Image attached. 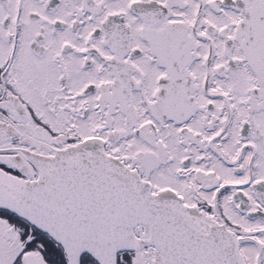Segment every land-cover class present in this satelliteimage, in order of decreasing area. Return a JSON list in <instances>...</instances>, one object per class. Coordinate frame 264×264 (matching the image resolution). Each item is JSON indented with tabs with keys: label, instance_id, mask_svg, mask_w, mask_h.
<instances>
[{
	"label": "snow or ice",
	"instance_id": "6c2138e0",
	"mask_svg": "<svg viewBox=\"0 0 264 264\" xmlns=\"http://www.w3.org/2000/svg\"><path fill=\"white\" fill-rule=\"evenodd\" d=\"M0 264H264V0H0Z\"/></svg>",
	"mask_w": 264,
	"mask_h": 264
}]
</instances>
